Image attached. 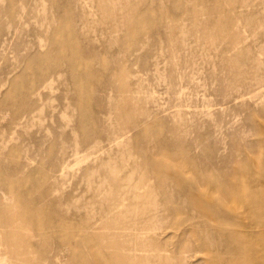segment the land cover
I'll use <instances>...</instances> for the list:
<instances>
[{
	"label": "rangeland",
	"instance_id": "374dc122",
	"mask_svg": "<svg viewBox=\"0 0 264 264\" xmlns=\"http://www.w3.org/2000/svg\"><path fill=\"white\" fill-rule=\"evenodd\" d=\"M263 77L264 0H0V262L259 250L241 191L264 184Z\"/></svg>",
	"mask_w": 264,
	"mask_h": 264
},
{
	"label": "bare ground",
	"instance_id": "6f19581e",
	"mask_svg": "<svg viewBox=\"0 0 264 264\" xmlns=\"http://www.w3.org/2000/svg\"><path fill=\"white\" fill-rule=\"evenodd\" d=\"M14 13H15V11H14ZM61 46H63V45H61ZM72 49H73V47H72ZM73 51H77V50L73 49ZM259 82H262V80L259 81ZM254 83H256V82H254ZM72 103L74 105L76 104L77 106L79 104H81V102L78 99H76V100L73 99ZM21 117L25 118V115H23ZM185 162H190L192 164L191 160H187ZM237 171H234L229 179H227L226 176H224L223 179L221 177V180L224 181L223 182L224 185H222L223 186V190L221 189V185L218 187V188L221 189L222 193L224 195H226V197L229 198V199L232 198L230 196L233 193L232 191L234 189H237V187H238L237 186L238 183H237V185L235 183V181H236V179L238 177V174H239V176L245 175V174H243L244 171L242 169H239ZM260 173H261V171L258 172V173H255L254 175L258 176ZM177 179H179V177H176L174 181L176 182ZM213 188L215 190L218 189L217 187H213ZM263 190H264V184H262L260 182H251L249 188L242 189L241 197H244V199H246L249 202L250 213L251 214H254V215L260 214L261 212H259V211L261 210V208H264V192H263ZM189 191H190V189H189ZM218 191H219V189H218ZM1 192H3V191H1ZM219 193H220V191H219ZM207 200L210 203V204H208V202H206L207 203V207L209 209V212H210V210H212L213 213L218 215L220 218L225 219L226 225L233 227L234 226L233 223L235 221V217L232 216L229 213V211L226 208H224L223 206H221V205L214 206V204L211 201H209L208 197H207ZM37 206H38L37 207V212H39L38 215L42 214L41 213L42 209H47L44 206H41L40 203ZM45 206L47 207L46 204H45ZM33 215H34V213H33ZM32 218H34V216H32ZM259 226L264 227V221ZM242 239H243V237L240 234H237V235L233 234L232 239H230V246H231V248H233L232 251H234V253H237L239 255L240 259L238 261H234V262L230 261V262H226V263H223V264H264V242H262V241L259 242L260 249L256 251L257 248H255V247H257V245H255V247L254 246H250L249 244L243 246V243H242L243 240ZM251 245H253V244H251ZM108 262L111 263V261H108V259H107V263ZM0 264H6V263H4L2 261V262H0Z\"/></svg>",
	"mask_w": 264,
	"mask_h": 264
}]
</instances>
